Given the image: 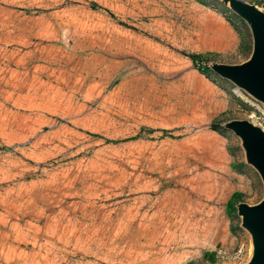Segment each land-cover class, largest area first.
<instances>
[{
	"label": "rangeland",
	"instance_id": "rangeland-1",
	"mask_svg": "<svg viewBox=\"0 0 264 264\" xmlns=\"http://www.w3.org/2000/svg\"><path fill=\"white\" fill-rule=\"evenodd\" d=\"M250 49L217 0H0V264H243L264 112L207 65Z\"/></svg>",
	"mask_w": 264,
	"mask_h": 264
},
{
	"label": "water",
	"instance_id": "water-1",
	"mask_svg": "<svg viewBox=\"0 0 264 264\" xmlns=\"http://www.w3.org/2000/svg\"><path fill=\"white\" fill-rule=\"evenodd\" d=\"M217 1L244 22L251 37V49L247 58L238 63L209 62L207 68L259 102L264 112V9L245 0ZM223 127L238 139L244 162L252 167L262 184L263 194L257 202H238L234 209L240 226L249 236V256L243 264H264V130L246 119L231 118Z\"/></svg>",
	"mask_w": 264,
	"mask_h": 264
},
{
	"label": "trees",
	"instance_id": "trees-1",
	"mask_svg": "<svg viewBox=\"0 0 264 264\" xmlns=\"http://www.w3.org/2000/svg\"><path fill=\"white\" fill-rule=\"evenodd\" d=\"M90 6L91 7H98V8H101L99 7L96 3H93V2H89ZM104 11L108 12L106 9H103ZM200 55L199 54H195V53H192V54H189V58L190 60H194V59H197ZM197 70L198 73L200 74H204L206 77L209 76V74H207V68L206 67H196L195 68ZM213 128H217V127H213ZM220 131V130H219ZM162 133H164L165 131H161Z\"/></svg>",
	"mask_w": 264,
	"mask_h": 264
},
{
	"label": "bare ground",
	"instance_id": "bare-ground-1",
	"mask_svg": "<svg viewBox=\"0 0 264 264\" xmlns=\"http://www.w3.org/2000/svg\"><path fill=\"white\" fill-rule=\"evenodd\" d=\"M235 91H237L238 93H240V91L236 88V90Z\"/></svg>",
	"mask_w": 264,
	"mask_h": 264
}]
</instances>
